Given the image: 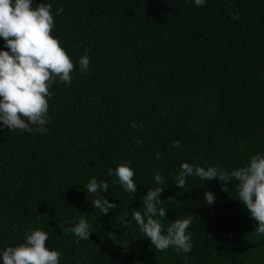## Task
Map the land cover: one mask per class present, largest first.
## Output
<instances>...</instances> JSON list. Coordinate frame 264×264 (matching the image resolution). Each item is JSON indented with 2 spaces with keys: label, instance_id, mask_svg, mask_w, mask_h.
I'll return each instance as SVG.
<instances>
[{
  "label": "trees",
  "instance_id": "16d2710c",
  "mask_svg": "<svg viewBox=\"0 0 264 264\" xmlns=\"http://www.w3.org/2000/svg\"><path fill=\"white\" fill-rule=\"evenodd\" d=\"M45 2L53 14L64 8L52 35L74 64L72 81L52 85L46 132L0 130V249L39 228L60 264H264V235L254 232L235 181L228 191L195 176L175 186L184 162L231 171L264 154V0L203 7L194 0H34L33 7ZM85 52L86 73L78 63ZM121 161L134 170L135 196L108 175ZM157 171L163 185L154 182ZM92 178L108 182L101 195L117 205L106 215L86 193ZM155 187L165 189L169 223L191 217L190 253L157 251L131 220ZM205 192L214 193L213 205ZM81 216L92 233L78 243L57 225L71 227Z\"/></svg>",
  "mask_w": 264,
  "mask_h": 264
},
{
  "label": "clouds",
  "instance_id": "9594fccd",
  "mask_svg": "<svg viewBox=\"0 0 264 264\" xmlns=\"http://www.w3.org/2000/svg\"><path fill=\"white\" fill-rule=\"evenodd\" d=\"M33 3L34 0H0V39L4 41V47L0 49V130L46 132L45 125L52 119L49 115L52 85L57 79L67 85L72 81L74 64L59 38L52 35L54 15L62 14L64 8H57L53 14L50 3H40L36 7ZM194 3L203 7L207 0H194ZM78 63L80 70L86 73L90 64L87 52ZM172 147L179 148L180 142L173 141ZM161 155L158 153L156 159L159 160ZM108 175H115L126 192L136 195L137 183L130 162L121 161L114 171L109 170ZM192 176L204 181L223 182V191H228L227 185H234L235 181L237 200L248 210L250 219L256 222L254 232L264 235V154L252 155L247 164L231 171L184 162L175 176V186L183 189L186 178ZM154 182L163 185L165 178L157 171ZM108 187L107 181L98 182L96 178L90 179L86 185L87 195L95 196L92 205L104 215L117 207L101 195L108 191ZM164 190L162 187L149 188L142 198L143 212L133 209L131 220L157 251L172 248L177 253L188 254L192 250L191 217L177 218L169 223L166 220L168 211L162 206ZM215 199L214 193L205 192L204 200L209 206L215 203ZM164 221L168 222L166 229ZM57 227L63 233L70 232L77 237L78 243L89 240L92 233L83 216L71 227L62 223ZM48 239L44 230L29 229L24 234L23 243L0 249V261L2 264H60L61 253L46 247Z\"/></svg>",
  "mask_w": 264,
  "mask_h": 264
}]
</instances>
